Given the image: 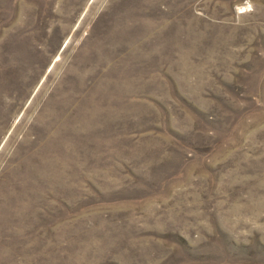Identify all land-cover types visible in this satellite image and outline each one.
Wrapping results in <instances>:
<instances>
[{"label":"rangeland","instance_id":"1","mask_svg":"<svg viewBox=\"0 0 264 264\" xmlns=\"http://www.w3.org/2000/svg\"><path fill=\"white\" fill-rule=\"evenodd\" d=\"M0 264H264V0H0Z\"/></svg>","mask_w":264,"mask_h":264}]
</instances>
